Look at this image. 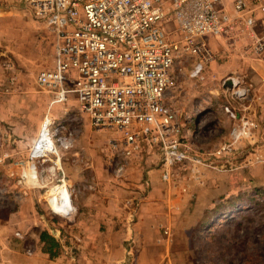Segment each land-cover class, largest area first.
<instances>
[{
    "label": "rangeland",
    "instance_id": "1",
    "mask_svg": "<svg viewBox=\"0 0 264 264\" xmlns=\"http://www.w3.org/2000/svg\"><path fill=\"white\" fill-rule=\"evenodd\" d=\"M245 43L221 46L210 37L215 59L204 80L192 74L194 57L181 54L176 59L166 100L178 113L181 134L198 158L176 165L170 183L161 178L159 150L142 143L133 155L126 154L123 134L96 130L74 93L56 101L52 89L36 83L34 72L24 77L29 89L22 90L15 70L8 75L1 71L5 81L0 85V98L6 100L12 94V86L9 93L5 90L12 75L16 91L23 95L34 87V93L47 100L46 110L37 104L27 111L29 104L25 103L26 116L19 119L22 137L32 141V147L39 137L30 140L32 132L49 120L58 151L59 146L74 145L78 149L74 158L79 162L73 164L71 152L63 150L58 171L50 159L48 164L36 165L38 178L29 181L20 180L14 167L0 165V215L20 210L33 222L49 220L52 226L42 231L53 228L56 232L58 227L69 258L82 249L76 246V235L85 234V223L95 221L84 209L103 208L111 210L113 221L128 225L125 236L135 233L149 243L126 245L124 264H264V117L248 115L252 98L262 92L264 66ZM232 75H241L250 84L243 100L233 99L223 86V79ZM2 121L6 148L11 129L6 119ZM244 121H249L245 130ZM40 169H45L47 180L39 175ZM60 185L71 195L70 203L49 202ZM131 224L135 229L131 230ZM157 254L169 257L157 262Z\"/></svg>",
    "mask_w": 264,
    "mask_h": 264
},
{
    "label": "built area",
    "instance_id": "2",
    "mask_svg": "<svg viewBox=\"0 0 264 264\" xmlns=\"http://www.w3.org/2000/svg\"><path fill=\"white\" fill-rule=\"evenodd\" d=\"M25 1L54 40L56 66L41 71L38 84L53 89L56 101L75 93L96 130L123 134L126 154L133 155L142 143L159 150L165 183L173 179L176 165L198 158L166 100L176 59L194 57L192 74L204 80L215 59L209 46L215 37L226 44L247 41L264 65V0ZM5 67L13 70L11 62ZM248 83L241 75L223 79L235 100L249 95ZM248 122L242 123L243 130ZM48 131L45 139L41 131L31 157L55 145ZM31 166L21 180L37 177Z\"/></svg>",
    "mask_w": 264,
    "mask_h": 264
},
{
    "label": "crops",
    "instance_id": "3",
    "mask_svg": "<svg viewBox=\"0 0 264 264\" xmlns=\"http://www.w3.org/2000/svg\"><path fill=\"white\" fill-rule=\"evenodd\" d=\"M219 44L221 46L227 45L220 41ZM241 44L244 45L246 43L242 41ZM7 62L13 64V70L17 72L20 79L17 85L22 90L29 89L26 87L29 85L24 80V77L30 76V73L33 76V72L35 73L34 76H38L41 71L51 70L56 66L53 37L46 25L35 17L32 8L25 0H0V74L1 71H5L7 75L11 74V70L9 71L5 67ZM262 66L264 65L262 64ZM11 77L12 75L9 77L10 81L6 80L5 82V90L9 93L12 90H10L12 86V94L8 95L6 100L0 98V135L2 137L0 165L14 167L13 172L21 177L23 171H30L31 165H45L48 164L46 163L48 160L52 159L58 171L59 168L57 166L63 165V159L61 158V154H59L63 150L70 151L73 164H77L79 159L74 158V155L77 154L78 149H75L74 145L72 147L59 146V151L55 146L58 154L48 150L41 155L31 157L36 145L37 139L35 137L37 134L40 135L42 131L41 137L45 139L47 132H49L50 121L47 120L44 125L42 123V126L41 124L37 125L32 132L33 138H29L30 140L36 139L31 147L32 141H26L22 137L19 119L26 116V112L32 105L40 104V107L44 105L43 108L46 110L47 100H44L41 95L35 94L34 91L36 89L34 87L29 92L24 93L29 94V96L22 95L19 91L15 90V78L12 80ZM3 81H5L4 77L0 79V85ZM36 83H38L37 78ZM68 87L72 88L73 84L69 82ZM263 87L259 96L252 98L250 104L252 108L248 112V115L251 117H264ZM51 91L54 90L52 89ZM26 102L29 104L25 108L27 111L23 109L26 106ZM3 119L7 120L11 129L8 132L11 141L6 148L3 145L5 140ZM40 126L41 128H39ZM5 149L6 154L4 155L3 151ZM88 162L90 164L91 161L88 160ZM8 167V170H12ZM44 172L45 169H40L39 175L47 180V176L44 177ZM144 183L148 185L149 180L146 179ZM60 186L61 189H65L64 185ZM58 197V191L56 194H50L49 202H53L52 200L58 199ZM84 210L89 214V219H94L95 221L85 223L83 227L86 231L85 234L76 235V246L78 250L79 248L82 249L72 254L71 258L64 251L65 245L61 230L58 227L55 228L56 232H52L51 229L53 228L49 232L62 244L61 252L54 258H51L49 254L44 252V242L41 240V233L45 226L51 225L49 220H45L41 224L33 222V219L28 218L27 214L20 210L18 212L11 210L7 216L0 215V264H124L128 255L126 245L131 246L132 242L136 246L139 244L144 245L145 243L149 245L147 241L144 243V241L135 237V233H133V236L132 234L130 236L129 233L125 236L123 231L125 229L128 230V225L122 221H113V217L110 216V209L108 211L103 208L98 211H93V209ZM130 228L131 230L132 228L135 229L134 224H131ZM36 229H39V232H36ZM157 256V262H160V258L165 260L166 257H169L168 254H157Z\"/></svg>",
    "mask_w": 264,
    "mask_h": 264
},
{
    "label": "trees",
    "instance_id": "4",
    "mask_svg": "<svg viewBox=\"0 0 264 264\" xmlns=\"http://www.w3.org/2000/svg\"><path fill=\"white\" fill-rule=\"evenodd\" d=\"M41 240L44 242V252L49 254L51 258L59 255L61 252L62 244L49 232L43 231L41 233Z\"/></svg>",
    "mask_w": 264,
    "mask_h": 264
},
{
    "label": "bare ground",
    "instance_id": "5",
    "mask_svg": "<svg viewBox=\"0 0 264 264\" xmlns=\"http://www.w3.org/2000/svg\"><path fill=\"white\" fill-rule=\"evenodd\" d=\"M45 138H47V134H46ZM54 146H55V145H53V148L50 149V151H51L52 153H57V148L54 149ZM31 169H32V166H31ZM33 173H34V172H33ZM58 195H59L58 200H67V201L70 200L69 203L72 201V199H71V195H70L69 193L65 192V189H61V188H60L59 191H58Z\"/></svg>",
    "mask_w": 264,
    "mask_h": 264
}]
</instances>
